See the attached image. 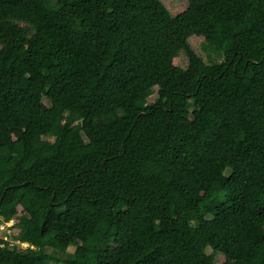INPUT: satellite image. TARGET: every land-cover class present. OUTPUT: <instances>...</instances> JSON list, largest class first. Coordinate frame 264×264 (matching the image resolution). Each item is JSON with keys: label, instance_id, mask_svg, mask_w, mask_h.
Instances as JSON below:
<instances>
[{"label": "trees", "instance_id": "16d2710c", "mask_svg": "<svg viewBox=\"0 0 264 264\" xmlns=\"http://www.w3.org/2000/svg\"><path fill=\"white\" fill-rule=\"evenodd\" d=\"M57 1L0 0V264H264V0Z\"/></svg>", "mask_w": 264, "mask_h": 264}, {"label": "rangeland", "instance_id": "374dc122", "mask_svg": "<svg viewBox=\"0 0 264 264\" xmlns=\"http://www.w3.org/2000/svg\"><path fill=\"white\" fill-rule=\"evenodd\" d=\"M162 1L167 6V8L171 12V14H173V15L180 13L188 5V0H162ZM42 5L47 10H58V8H59L57 0H42ZM19 23L22 26H25L28 28L30 27L25 21H19ZM188 39H189V42H190V45L192 46V48L196 51V53L199 56H201L203 58V60L205 62L213 63V62H219L222 60V58H223L222 53L210 52V51H207L206 49H204L203 44H202L203 38L201 36L193 35V36H190ZM160 41L165 47H168L170 50L178 51V53L173 57L172 62L176 66L184 67L187 63V58H186L184 52L179 49L180 43L175 39V37L171 34V32H169V31L164 32L161 36ZM53 79H54L53 74L46 75V77L42 81V85L49 84L50 82L53 81ZM156 90H157V87L154 86L151 95L147 98L148 103H151V102L156 100V98H157ZM33 94L40 102H42L46 105H49V102L45 99L42 92L37 91V92H34ZM189 116L191 119L199 121L203 118L204 114L201 111L192 107L190 109ZM20 135H21V129L18 127L14 128V130L12 132L13 139H17ZM38 138H42V137L39 136ZM50 139H52V138H50ZM83 139H84L85 144H86V149L88 151H92L94 148L93 145L90 144L86 140L85 137H83ZM72 141H73V143H78L79 142V136L75 135L73 137ZM188 194L191 196H203V195H205V192L202 190H199L197 188H190L188 191ZM18 212L20 213V208L18 209ZM208 218L210 221V226L212 227V229L215 232H217L218 221L213 217L212 213H209ZM0 222H1V220H0ZM16 223H17V218H13L12 220L5 222L4 226H0V239L5 241L6 239L10 240L12 237L13 240H17L15 236L17 235L19 228H18ZM3 238H6V239L4 240ZM8 240H6V241H8ZM198 242H199V245L201 247H203L207 253L210 252V248L205 245V241L202 238V236L198 237ZM73 250H74V246H69L65 252H60V251H57L53 248H47L46 249L47 252H49L55 256H58V257H67L73 252ZM223 261H224L223 254L218 253L215 256V263L220 264Z\"/></svg>", "mask_w": 264, "mask_h": 264}, {"label": "built area", "instance_id": "2783aa9c", "mask_svg": "<svg viewBox=\"0 0 264 264\" xmlns=\"http://www.w3.org/2000/svg\"><path fill=\"white\" fill-rule=\"evenodd\" d=\"M10 220H12V219H10ZM9 221V220H8ZM8 221H3V220H1V222H0V226H4V223L5 222H8ZM4 240L6 239V238H3ZM6 240H8V239H6ZM5 240V241H6ZM7 242V246H9V247H16V248H18V249H25V248H27V247H33V246H31V245H29L28 243H26V242H22V241H20L19 239H17V240H13V238L11 237V239L10 240H8V241H6ZM2 242H0V246H3L4 245V243H2Z\"/></svg>", "mask_w": 264, "mask_h": 264}]
</instances>
